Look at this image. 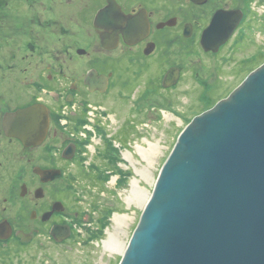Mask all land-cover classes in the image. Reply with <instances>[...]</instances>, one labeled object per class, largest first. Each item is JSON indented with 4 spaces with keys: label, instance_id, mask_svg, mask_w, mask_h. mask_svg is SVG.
Returning a JSON list of instances; mask_svg holds the SVG:
<instances>
[{
    "label": "flooded vegetation",
    "instance_id": "1",
    "mask_svg": "<svg viewBox=\"0 0 264 264\" xmlns=\"http://www.w3.org/2000/svg\"><path fill=\"white\" fill-rule=\"evenodd\" d=\"M234 24L218 51L204 48L213 26L223 29L216 44ZM263 24L264 0H0V225L11 228L0 238V264H24L36 238L70 242L73 189L90 192L73 182L88 144L97 143L96 157L112 152H102L104 139L126 154L121 130L128 145L137 124L194 113L166 104L185 83L195 93L219 80L224 90L220 70ZM36 107L47 125L39 144L36 114L14 117ZM54 226H68L70 237L57 242Z\"/></svg>",
    "mask_w": 264,
    "mask_h": 264
},
{
    "label": "water",
    "instance_id": "2",
    "mask_svg": "<svg viewBox=\"0 0 264 264\" xmlns=\"http://www.w3.org/2000/svg\"><path fill=\"white\" fill-rule=\"evenodd\" d=\"M235 26L216 44L223 29L213 26L204 48L218 51ZM35 114L39 144L42 111L14 117ZM10 230L1 224L0 238ZM51 234L62 242L71 231L54 226ZM119 264H264V64L181 132Z\"/></svg>",
    "mask_w": 264,
    "mask_h": 264
},
{
    "label": "rangeland",
    "instance_id": "3",
    "mask_svg": "<svg viewBox=\"0 0 264 264\" xmlns=\"http://www.w3.org/2000/svg\"><path fill=\"white\" fill-rule=\"evenodd\" d=\"M257 32L261 33L256 34ZM246 38V42L238 46L230 55L232 63L220 70V73L222 72L221 80L226 76L230 86L223 85L222 89L224 90L219 91L217 89L222 86L220 84L223 82L218 80L212 87L207 89L202 87L194 93L187 89V87H194L191 84L185 86V83L180 88L184 91L179 94V97L171 99L166 104L170 110L181 107L185 113L189 112L190 109L194 113L185 114L183 117L176 115L178 118L172 114H167L169 120L163 125L144 126L137 124V135L128 145L126 140H123L126 133L124 132L125 129L121 130L116 139H119L123 143V147H126L128 150L126 154L118 153L111 144L108 147L109 142L104 139L103 148L105 150L102 152L107 153V150L110 151L111 148L112 152L105 154V156L96 157L91 155L92 152H95L91 146L97 143L90 142L88 144L89 156L80 158L78 168L73 171V182L75 185L78 182H86V189L90 192L82 196L81 189L77 191L73 189L70 202L72 215L70 219H65L66 223L74 229L73 239L65 245H56L49 240L42 239L40 241L39 238H36V249L22 255L24 264L120 263L123 254L105 251L103 243L109 239L110 230L116 235L115 237L124 249L129 244L147 198L144 196V201L141 198L140 201L135 200L132 203L127 201V197L132 195L133 180L137 179L146 195L151 196L163 164L170 155L181 132L192 121L194 114L210 108L211 106L208 107L207 103L214 102V105L219 100L227 98L230 90H234L250 73L264 64V24L259 30L250 32ZM253 40H255L254 43H252ZM227 55L229 53H226ZM149 142L159 144L156 156L150 160L152 164L144 161L137 149L138 146L148 148ZM137 170L143 172L144 177L138 175ZM91 183L93 188L89 186ZM76 213L79 214V217H76ZM86 214L87 216H85ZM117 214L128 215L132 219L121 228H117L113 221V217ZM15 248V245L11 244L8 249L15 250ZM35 251L36 259L34 258ZM14 259L12 258V260ZM17 259L20 260L22 257ZM14 264H16V259Z\"/></svg>",
    "mask_w": 264,
    "mask_h": 264
},
{
    "label": "bare ground",
    "instance_id": "4",
    "mask_svg": "<svg viewBox=\"0 0 264 264\" xmlns=\"http://www.w3.org/2000/svg\"><path fill=\"white\" fill-rule=\"evenodd\" d=\"M149 147H143V146H138V152L140 154V156L142 157V159L146 162H150V160L156 156L158 150H159V144H153L149 142ZM152 164V162H150ZM137 174L140 175L141 177H144L143 172L138 171L137 170ZM132 195L130 197H127V201L129 203H132L135 200H142L144 201L143 197L147 196V198L145 199V204L148 202L150 196L148 197V195H146V192L140 187V182L135 179L132 182ZM132 218H130L128 215H115L113 217V221L114 223L117 225V228H121V226H123L124 224H126L127 221L131 220ZM109 239L107 241H104L103 245H104V249L105 251H109L111 253L113 252H118L120 254H124L125 249L121 246V244L119 243V241L117 240V238L115 237L116 235L114 233H112L109 230Z\"/></svg>",
    "mask_w": 264,
    "mask_h": 264
},
{
    "label": "trees",
    "instance_id": "5",
    "mask_svg": "<svg viewBox=\"0 0 264 264\" xmlns=\"http://www.w3.org/2000/svg\"><path fill=\"white\" fill-rule=\"evenodd\" d=\"M214 105H215V104H214ZM214 105H213V106H214ZM213 106H212V107H213ZM208 109H209V108H208Z\"/></svg>",
    "mask_w": 264,
    "mask_h": 264
}]
</instances>
